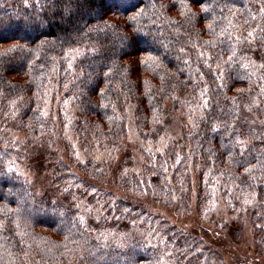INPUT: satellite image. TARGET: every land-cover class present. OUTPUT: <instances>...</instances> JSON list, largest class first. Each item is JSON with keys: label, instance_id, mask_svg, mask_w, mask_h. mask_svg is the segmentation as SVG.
Segmentation results:
<instances>
[{"label": "clouds", "instance_id": "1", "mask_svg": "<svg viewBox=\"0 0 264 264\" xmlns=\"http://www.w3.org/2000/svg\"><path fill=\"white\" fill-rule=\"evenodd\" d=\"M63 2L25 29L59 25L52 41L21 35L35 46L13 45L31 55L28 70L0 65V264H264V0L121 5L127 28L90 23L102 12L85 0H69L65 14ZM98 32L107 44L92 39ZM67 50L90 59L69 63L55 103L50 80L28 96L35 60L67 62L54 54ZM5 73L24 78L6 104Z\"/></svg>", "mask_w": 264, "mask_h": 264}, {"label": "trees", "instance_id": "2", "mask_svg": "<svg viewBox=\"0 0 264 264\" xmlns=\"http://www.w3.org/2000/svg\"><path fill=\"white\" fill-rule=\"evenodd\" d=\"M153 2L159 5L161 0H147V2L146 0H120L119 7L121 5H124L125 10H128L137 4H139L137 5V7H148ZM189 2L192 4L193 8L198 10L199 4L203 3L204 0H189ZM165 3L170 11H175L177 8H179V4L174 2V0H165ZM85 4L87 5L89 10L98 7L102 12L98 20L91 21L90 23L103 24L104 21L107 20L110 23L116 25L117 28H119L120 26H124L125 28H127L128 26L127 22L124 20L123 17L120 16L119 8L118 9L115 8L117 4V0H85ZM51 8H52V0H28L27 3H25L24 0H0V32H2L3 39L6 40L5 43H0V65L5 67L9 65H22L24 71L28 70L29 67L28 61L31 59V55L25 56L22 49L13 47V45L27 44L28 47H34L35 43H40L43 40L52 41L54 39V34L57 31H61L59 25H53L46 31H33L29 33L25 30L28 24L33 23L37 19H40L41 14H43V18L46 19L48 17L49 10ZM60 11H63L65 14L71 11V4L69 0H64V2L60 4ZM127 14L129 13L126 12L125 16ZM84 15H87V12H85ZM202 20L203 17L200 18V21H198V23H202ZM105 31L107 32L108 30L105 29ZM47 34H53V36H48ZM21 35H24L26 38L31 39L33 41L35 39H39V38L40 39L35 43H30L28 41L21 39ZM92 39L102 44H107L108 42V37L105 36L104 33H99V32L96 33L95 36L92 37ZM56 43L60 44L62 43V40H58L56 41ZM138 45H139V41H137V44L134 45L133 52H137L140 50ZM64 47L66 49L68 48L67 45H65ZM8 49H12V51H7ZM54 54L70 57V60L67 62L65 60H59L55 64H53L51 60H46L44 56H40L39 58H37L35 60V64L42 65V67L33 68V76L36 80V83L25 84V88L27 90L28 96L31 97L32 92L37 90V84H44L50 80L53 84L56 85V89L51 94V100L54 103L57 94L63 91V84L65 82L64 76L67 74L65 72V69L68 68L69 63H71L73 65V68L75 69L77 67H83L85 62L88 59H90V54L83 53L81 55H77L76 51H72V50H67L64 52L54 53ZM253 54L256 57V59L260 58L258 51L254 52ZM128 59L130 63H135L137 71H141L139 64V57H129ZM46 73L49 75H46ZM51 73H56V75L54 76L50 75ZM5 75L7 76L8 81L10 82L4 88V92L7 99L4 100L3 103L6 104L7 100L11 99L14 94L13 91L14 86L17 83H23L24 78L22 73L20 74L13 73L11 75L5 73ZM18 75H19V79H18ZM143 86H144L143 76H141L139 81V87L143 89ZM235 86L237 85L232 84L229 87V91L231 92ZM70 97H71V92L64 91V99H69ZM35 105H36L35 99L29 100L27 107L21 109V118H26L32 112V109L35 107ZM141 107H143L146 115H151L150 109L146 103V98H142ZM56 113L58 118H61L63 116V113L60 112L59 105L56 106ZM77 115L80 114L77 113ZM96 118H100L99 114H97ZM77 124H79V121H77ZM9 126L12 127L11 124H9ZM9 151L14 152L15 150L9 149ZM131 155L132 154L130 149L125 151L121 155L119 162L122 163L124 160L128 159ZM252 162L253 163L255 162V157H253ZM129 166H130V161H129ZM50 167H52L51 164H49V168ZM64 167L67 168V165H64ZM77 167L80 166L78 165ZM59 170L60 169L57 168V171ZM71 178H72V173L67 171L63 173V179L67 180ZM198 179L201 181V186L197 188V200L199 201L200 196L203 195V175L201 174L198 177ZM150 180L153 184L159 183V177H151ZM79 191L80 190L78 189L77 192L79 193ZM258 191L261 194H264V187L259 188ZM94 200H95L94 196H88L89 203H92ZM0 201H4L3 196H0ZM122 206L131 207L133 208V211L137 210V208L131 204V201H125V202L118 201L116 205L117 209ZM111 214H112V210L109 209L106 215H111ZM117 214L119 213L117 212ZM92 223L94 224V226L99 227L98 225L95 224L94 221H92ZM109 223L114 225L116 222L111 221ZM13 228H15V225H13ZM3 235L12 237L15 234L11 230H6L3 233ZM19 239H20L19 236H15L17 247H20Z\"/></svg>", "mask_w": 264, "mask_h": 264}, {"label": "rangeland", "instance_id": "3", "mask_svg": "<svg viewBox=\"0 0 264 264\" xmlns=\"http://www.w3.org/2000/svg\"><path fill=\"white\" fill-rule=\"evenodd\" d=\"M55 103V102H54ZM131 151V150H130ZM131 154H132V152H131ZM39 163H40V167H41V170L43 171V170H46V168H45V164H46V161H44V160H40L39 161ZM47 167L49 168V164H47ZM45 195H48V193H45ZM172 215V213L171 212H169V216H171ZM206 232H207V230H205ZM208 235H210V233H207Z\"/></svg>", "mask_w": 264, "mask_h": 264}, {"label": "snow or ice", "instance_id": "4", "mask_svg": "<svg viewBox=\"0 0 264 264\" xmlns=\"http://www.w3.org/2000/svg\"><path fill=\"white\" fill-rule=\"evenodd\" d=\"M119 4H120V0H117V4H116V6H115V8H119ZM6 42V40L5 39H3V36H2V32H0V43H5ZM7 51H12V49H8Z\"/></svg>", "mask_w": 264, "mask_h": 264}]
</instances>
